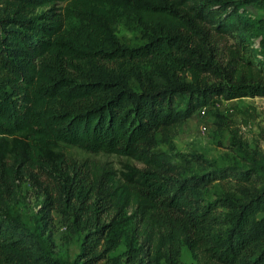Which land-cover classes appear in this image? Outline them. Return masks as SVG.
Instances as JSON below:
<instances>
[{"label": "trees", "instance_id": "obj_1", "mask_svg": "<svg viewBox=\"0 0 264 264\" xmlns=\"http://www.w3.org/2000/svg\"><path fill=\"white\" fill-rule=\"evenodd\" d=\"M247 5L264 0H0V264H65L49 248L55 213L79 246L74 264L119 251L124 264H180L185 249L264 264V157L217 174L158 150L220 100L264 99V22ZM120 10L140 46L117 35ZM28 185L44 197L33 229L14 214Z\"/></svg>", "mask_w": 264, "mask_h": 264}, {"label": "rangeland", "instance_id": "obj_2", "mask_svg": "<svg viewBox=\"0 0 264 264\" xmlns=\"http://www.w3.org/2000/svg\"><path fill=\"white\" fill-rule=\"evenodd\" d=\"M242 2V1H241ZM64 14L69 13L68 22L71 26L78 25V18L73 13V8L68 5H60ZM0 10H2L0 6ZM246 15L252 16L255 21L264 22V5H247L244 7ZM43 9L37 10L40 13ZM72 14V15H71ZM117 16L115 31L122 43L129 47L140 46L143 43L138 23L129 11L120 10L114 13ZM223 42V43H222ZM217 40L219 56L222 61L223 46L226 41ZM219 117H223L224 120ZM219 122H223L224 129L220 130ZM243 145L249 148L250 157L240 155L237 146ZM158 150L163 151L169 160L180 166L190 163L193 171L217 174H234L239 170L253 168V156L256 159L264 157V99L243 98L233 101L220 100L215 107L208 108L205 114L199 111L184 126L176 130V134L167 141L158 138ZM76 159L88 157L96 162H111L120 169L122 163L127 160L117 156L88 155L76 148L68 149ZM247 157V155H246ZM135 163V162H133ZM136 164V163H135ZM44 197L40 191L28 185L24 187L21 204L16 207L14 214L31 229L34 228V217L41 207ZM55 218V245L49 246L52 255L65 264H74L80 252L76 243H65L63 236L67 231L59 214ZM123 251L116 253L109 262L102 264H124ZM180 264H208L198 260L189 250L185 249Z\"/></svg>", "mask_w": 264, "mask_h": 264}, {"label": "built area", "instance_id": "obj_3", "mask_svg": "<svg viewBox=\"0 0 264 264\" xmlns=\"http://www.w3.org/2000/svg\"><path fill=\"white\" fill-rule=\"evenodd\" d=\"M207 109L208 108H204L203 110H201L202 114H205V112H206Z\"/></svg>", "mask_w": 264, "mask_h": 264}]
</instances>
